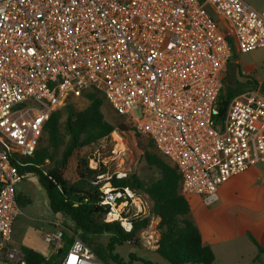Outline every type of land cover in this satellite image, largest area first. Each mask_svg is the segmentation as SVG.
Masks as SVG:
<instances>
[{"label":"built area","instance_id":"2783aa9c","mask_svg":"<svg viewBox=\"0 0 264 264\" xmlns=\"http://www.w3.org/2000/svg\"><path fill=\"white\" fill-rule=\"evenodd\" d=\"M236 47H264V7L244 0H0V264H27L11 245L22 213L17 186L28 177L13 155H33L49 116L86 91L101 93L153 140L181 173L189 200L213 206L232 178L264 167V93L241 88L221 98ZM99 192L105 222L131 233L144 208L136 191L106 181ZM52 225L43 239L53 252L64 251L66 235L71 240L60 264H105L62 220Z\"/></svg>","mask_w":264,"mask_h":264},{"label":"trees","instance_id":"16d2710c","mask_svg":"<svg viewBox=\"0 0 264 264\" xmlns=\"http://www.w3.org/2000/svg\"><path fill=\"white\" fill-rule=\"evenodd\" d=\"M220 29L232 43L225 26L224 29L221 27ZM228 74L227 67L224 75L225 82ZM238 92L239 89H234L225 83L221 98L229 100ZM76 100L85 101L87 107L76 108L74 105ZM104 102L106 103L104 96L93 90L86 91L79 98H69L64 107L56 109L49 116L34 154L31 156L14 154L13 158L21 175L33 174L37 176L39 184L46 191L53 213H62L69 217L75 225L76 232H80V238L85 244L90 241L88 238L90 235L112 233L113 236L104 249L95 248L96 255L105 264H108L110 260L116 264H123L124 260L115 253L117 247L133 241L137 233L149 224V215L145 214L143 208L140 218L134 222L133 231L126 233L119 223L105 222V211L99 204V185L93 183L95 177L103 172L89 169L85 163L79 162L76 182L70 183L63 176V170L75 151L97 143L115 131L114 125L105 119L102 112ZM63 113L66 115L64 126L68 141L61 158L57 160L55 155L63 143L61 133ZM129 126L134 128L137 133V143L143 152L142 157L145 163L157 169L159 177L147 186H143L135 176L127 179L113 178L112 184L115 187H131L137 191L138 195L143 194L154 203V215L160 219L157 254L165 263L214 264L215 254L211 246L203 243L200 230L191 216L190 203L181 194V173L159 153L150 137L139 133L133 124ZM126 130V126L121 127V131ZM44 138L47 146L43 147L40 146V143ZM48 163H54V165L47 167ZM18 203L21 207H25L31 202L22 201L18 196ZM249 238L257 246L259 254L264 255V246H260L253 236L249 235ZM65 239L67 245L70 246L71 240L67 235ZM20 249L27 264H60L59 258L63 253L62 250L45 256L28 246H21ZM130 258L136 260L134 254H131ZM142 261L143 264H160ZM127 264H133V262L130 261Z\"/></svg>","mask_w":264,"mask_h":264},{"label":"rangeland","instance_id":"374dc122","mask_svg":"<svg viewBox=\"0 0 264 264\" xmlns=\"http://www.w3.org/2000/svg\"><path fill=\"white\" fill-rule=\"evenodd\" d=\"M244 1L257 10L264 7V0ZM231 61H238L240 68V70L238 68V82L234 89H248L250 87H255L251 85V82L254 80L256 71H259L261 64L264 62V47L246 53H242L236 47L235 55ZM240 71L249 72V74L242 76ZM248 80L250 81L249 84L246 83ZM225 83H227V81ZM74 105L78 109H84L87 107L86 102L83 100L74 101ZM102 112L105 119L114 125L115 131L113 133L123 140L124 149H120V144L114 139L113 133L97 143L78 149L69 159L68 165L63 170L64 178L70 183L76 182L78 179V164L79 162H82L85 163L86 167L89 169L103 172L95 177L93 181L94 184L98 182V185H101L106 181H111L112 183L113 178L127 179L133 176L137 177L143 186H147L155 181L159 177L158 171L154 167H150L145 163L142 157L143 152L140 150L137 143V133L134 128L129 126L130 123H128V120L117 115L110 105L105 102ZM65 118L66 115L63 113L61 118L63 143L55 155L57 160L61 158L64 147L68 141L64 126ZM122 126H126L127 130L121 131ZM40 146H47L45 138L42 139ZM53 165L54 163H48L47 167ZM255 168L257 169V171L255 170L256 172L260 171L264 173L263 165L258 164ZM17 191L22 201L28 200L31 203L27 204L25 207H21L22 213L15 221L11 239V245L14 248L20 249L21 246H28L43 252L50 250L49 256L53 254L52 247L44 241L43 235L44 233L53 230L52 221L54 219L62 220L65 229L70 230L72 234L80 236V232H76L75 225L69 217L62 213H53L50 208L46 191L39 184L37 176L29 174L28 177L18 184ZM231 191L232 185H223L219 190V198H221V195L224 197L231 196L232 198L233 193ZM241 198H248L253 201L252 203H248V205H244L242 202L243 199H237V201H233L232 203L226 199L223 200V202H220L219 200L216 204L210 207L205 206L199 199H197L198 202L196 204L194 201L195 198H191L190 202L195 204V211H211L214 214L220 212L222 214V212L225 211L219 218L222 222L230 219H234L237 222L239 216L243 217L245 219L241 220L240 218L239 225L236 227H238V229L254 231L255 228H252V220L258 217L261 213L264 214V198L261 194L257 193L256 190L251 192L249 196H242ZM137 199H140L139 202H142L145 214L149 215V224L146 228L141 229L137 233L133 241L117 247L115 253L124 260L123 264H127L130 261H132L133 264H143L142 260L167 264L157 254V241L160 239L158 228L160 219L154 215V203L143 194H137ZM247 218L250 220H247ZM231 226H233V224L230 225V227ZM112 236V233L90 235L88 237L90 241L88 244L86 243V245H89L88 247L96 254L95 248L104 249ZM68 249L69 246L66 245L63 252L65 253ZM131 254L135 255V261L131 260ZM108 264L116 263L110 260Z\"/></svg>","mask_w":264,"mask_h":264},{"label":"crops","instance_id":"0c3cea01","mask_svg":"<svg viewBox=\"0 0 264 264\" xmlns=\"http://www.w3.org/2000/svg\"><path fill=\"white\" fill-rule=\"evenodd\" d=\"M263 8V7H262ZM261 8V9H262ZM256 9V8H255ZM259 10V9H258ZM238 63V61H236ZM239 66V63H238ZM240 70V68H239ZM243 75H248L249 72H242ZM250 82V81H249ZM264 82V62L261 64L259 71H256L254 80H252L251 85L259 87L261 83ZM257 169L254 167L250 171L232 178L225 185H232V198L231 196L224 197L221 195L219 199L220 202L228 199L230 203L237 201V199L242 200L244 205L252 203L253 200L248 198H241L242 196H249L254 190L261 194L264 198V183L258 182L259 177H264V173L256 172ZM264 172V170H263ZM19 195V193H18ZM234 196V197H233ZM195 198V204L198 202V198ZM232 200V201H231ZM191 206V216L193 221L198 226L202 241L205 245L211 246L215 254L214 264H264V255H260L257 246L250 240L249 235L253 236L256 242L260 246H264V214L261 213L258 217L252 220L254 231H249L248 229H238L239 220L245 219L239 216V220L236 222L234 219L222 222L220 217L224 214L213 213L211 211L199 212L195 211L193 203L190 202ZM219 204V203H218ZM217 204V205H218ZM247 220H250L247 218ZM15 224V222H14ZM230 227V225H232ZM14 227V225H13ZM35 249V248H33ZM37 250V249H35ZM49 256L50 250L46 252L37 250Z\"/></svg>","mask_w":264,"mask_h":264},{"label":"water","instance_id":"95a60500","mask_svg":"<svg viewBox=\"0 0 264 264\" xmlns=\"http://www.w3.org/2000/svg\"><path fill=\"white\" fill-rule=\"evenodd\" d=\"M205 9L206 11L212 16V18L218 22L220 24V27L222 29H224V25L222 23H220V20L218 18V16L214 13V11L212 10V8L210 7V5H205ZM238 63L235 61H231L228 65V76H227V84L230 85L231 87H236L237 82H238ZM259 91L264 93V82L260 84L259 86ZM227 105V101L223 100L221 103V107H220V114L219 117H223L224 115V111H225V107Z\"/></svg>","mask_w":264,"mask_h":264},{"label":"bare ground","instance_id":"6f19581e","mask_svg":"<svg viewBox=\"0 0 264 264\" xmlns=\"http://www.w3.org/2000/svg\"><path fill=\"white\" fill-rule=\"evenodd\" d=\"M114 139L118 142V144H120V149L123 150L124 149V143L123 140L120 139V137H118V135H116L115 133H113Z\"/></svg>","mask_w":264,"mask_h":264}]
</instances>
